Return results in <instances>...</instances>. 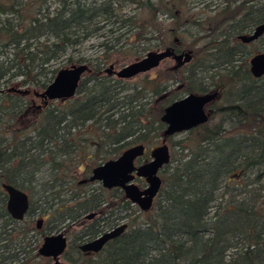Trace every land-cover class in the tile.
<instances>
[{
    "label": "trees",
    "instance_id": "obj_1",
    "mask_svg": "<svg viewBox=\"0 0 264 264\" xmlns=\"http://www.w3.org/2000/svg\"><path fill=\"white\" fill-rule=\"evenodd\" d=\"M194 1L0 0V264H50L39 247L66 223L69 236L71 227H79L77 244L70 245L79 258L63 255L72 264H264V76L254 78L247 61L238 63L244 55L238 36L263 23L264 0H224L210 17L193 20L215 36L205 50L214 63L178 71L189 69V77L170 73L168 80L179 83L173 90L156 77L127 87L100 74L117 45L111 42L124 36H117L119 30L136 31L145 43L132 50L134 57L165 48L167 35H182L181 18ZM170 18L173 28L165 22ZM102 23L109 28L106 54L89 63L76 96L36 105L33 91L47 88L60 62L89 61L75 54ZM257 41L264 48V34ZM194 51L198 56L201 50ZM203 72L208 74L199 77ZM20 86L30 92H17ZM215 90L220 96L214 105L221 104L207 123L167 137L171 161L160 173L163 184L150 211H141L120 188L87 190L76 183L85 157L97 166L118 157L133 139L147 146L164 132L161 116L169 104ZM3 183L29 194L22 221L9 214ZM92 212L98 216L88 220ZM37 214L50 219L41 230L34 226ZM125 219L128 228L100 252L80 249Z\"/></svg>",
    "mask_w": 264,
    "mask_h": 264
},
{
    "label": "water",
    "instance_id": "obj_2",
    "mask_svg": "<svg viewBox=\"0 0 264 264\" xmlns=\"http://www.w3.org/2000/svg\"><path fill=\"white\" fill-rule=\"evenodd\" d=\"M263 34L264 21L257 25L252 32L240 34L238 39L249 44L259 40ZM174 42V46L150 50L141 59L132 61L120 69H116L115 64H111L107 70L119 79H131L159 68L162 62L168 58H173L176 61L173 68L178 69L193 60L194 50L185 49L182 52H177L176 44L180 42V39L176 37ZM250 67L255 78L264 76V52L252 55ZM87 72H91L90 65L87 63L71 64L61 68L46 89L34 90L33 94L42 100L43 105H48L56 100H69L76 96ZM16 91L19 93L30 92L29 89H16ZM218 97V90L207 93L191 92L173 101L165 108L161 116V120L166 124L162 144L149 149V161L138 163V160L145 156L148 149L143 143L133 145L125 149L118 157L94 167L89 178L90 182L98 181L106 189L120 188L124 191L126 198L136 204L141 211H150L163 184L160 173L164 166L171 161L167 137L190 131L207 123L212 113V109L207 107L214 103ZM136 178L144 179L146 186L142 188L138 185ZM3 188L8 194L7 210L9 214L15 220L22 221L30 208L29 194L9 183H3ZM97 215V212H92L86 218L90 219ZM43 225L44 219L40 218L37 221V228L42 229ZM127 228L128 223H122L93 240L81 244L80 249L84 253H98L110 240L120 236ZM67 249L66 230H60L43 238L39 254L46 258H52L53 264H72L62 259Z\"/></svg>",
    "mask_w": 264,
    "mask_h": 264
},
{
    "label": "rangeland",
    "instance_id": "obj_3",
    "mask_svg": "<svg viewBox=\"0 0 264 264\" xmlns=\"http://www.w3.org/2000/svg\"><path fill=\"white\" fill-rule=\"evenodd\" d=\"M223 1L224 0H195L193 2V4L190 6L189 12H187L186 14H183V17L181 18V21L184 23L182 25V28H181V31H182L181 34L182 35L179 34V37L173 36L171 34L167 35L166 42L169 44V46H174V41H175V38L177 37V38H180L179 45L181 46V48L201 50L198 56L195 55L193 63H191V64L196 65L199 62V64H197V65H202L203 63H206L207 66H209V65H212L214 63V61L211 62V61L207 60V55L205 54V50L207 48L211 47V43L213 42V39L215 38V36H212V30L209 27H205V26L203 28H202V26L198 27L197 25L193 24V20H199L201 18L204 19L206 16L213 15V12H215L218 8L220 9L222 6L225 5V3ZM163 20H165V19H163ZM165 22H166V25L168 28H173L172 26H173V23L175 22V20L170 18L168 20H165ZM103 23H102V25L104 26V28H102V30H100L99 32H96V34H94L93 36H91L87 40H85L84 43L82 44V46H80L78 48V52L75 54L76 59L77 58H84L85 61L89 60L88 62H86L87 64H89L90 62L91 63L97 62L94 60H97L100 57L105 56L104 55V54H106L105 53V46L103 45L105 38L103 36H105V34L109 30V28H108V26H106ZM252 31H253V29L246 32V33H250ZM121 32H122V34H124L123 37L120 36L121 40L118 42H116L115 40L111 42V44H113V45L117 44V45L115 46L114 49H112V51L109 52L110 58L105 63V69H109L111 64H115L116 69H120L121 67H123L124 65H126L132 61L141 59L147 53V52H145L138 57H134L131 53L132 50H136V49L142 47L145 43L139 39L138 35L133 34L136 31L131 32L130 30L123 28L117 32L118 33L117 36H119ZM130 36L133 37V39L131 41L129 40ZM257 42L258 41L252 42L253 44L250 43L247 46H243L244 55H242V64H241V62H238L239 65H245L246 61L249 64L250 58L252 57L253 54L258 53V52H264V48L262 46V43L261 42L257 43ZM131 47H133V48L130 49ZM156 49H160V48L154 46V48L151 50H156ZM173 64H174L173 61L167 60L159 68L152 70L148 73L138 75L134 78L123 80V82L121 84L126 85L127 87H133L136 84L141 83V82L143 84H145L147 79H152V78L156 77V78H158V85H160V84L170 85L168 87L167 91L170 89L173 90V88L177 87L179 85V83H176V82L173 83L172 81H169L167 78V74H165V72H167V69L169 67H171ZM191 64L189 65L190 67H192ZM70 65L71 64L67 63L66 60H63L62 62L59 63L58 66H60V68H64V67H68ZM189 71H190L189 69H186L183 73L184 76L189 77V75H190ZM197 74L199 75V77H203V76H206L208 74V72L197 73ZM86 77L87 76L85 75L83 80ZM198 81L200 82L201 78H199ZM18 88L25 89L26 87L20 86ZM167 91H162V94L167 93ZM158 98H159V95H158ZM32 99L34 100L36 105H43L42 100L40 98L33 97ZM167 101H169V99H166V98L158 101V112H159V107H161L162 103L166 104ZM58 102L59 101L56 100V101L50 102V104L54 105V104H58ZM220 104H221V102H218L215 104V106H218ZM180 137H181V135H178L175 137V139H179ZM127 140L131 141L132 138L129 137ZM133 140H132V142L127 144V145H129V147L136 145V144H139L138 142H134ZM162 140H163V132H159L158 137H155V135H153V138L150 140V143H148L147 146L149 147V149H151L157 145H161ZM167 142L170 146V149L172 150V145H171L170 141H167ZM127 145H126V147H127ZM83 161H84V166H83L84 168L77 175V180H76L77 184L79 183V181L84 180L86 178V176L89 175L90 170L95 167V162L93 159H89V158L87 159V157H85ZM87 162L88 163L93 162L89 169L87 168L88 167V164H86ZM136 182L142 188L146 186V183L143 184V183L139 182L138 180H136ZM98 185H99L98 183H92L89 185L87 184L85 189L90 190V189L96 188ZM39 206L44 208L46 205L44 203H42ZM135 209L137 210V208H134V210ZM138 213L139 212H137L136 214H138ZM40 218L45 219L44 227L47 225L48 221H50V219H48L47 216L37 214L35 217L34 226L37 227V221ZM125 222L128 223V220H126V219L123 220L121 222V224L125 223ZM51 224H54V223H51ZM66 224L61 226L60 230H64ZM78 228L79 227H76V226L71 227L70 228L71 235L70 236H69V234H67V235L70 238H73L74 233L78 230ZM55 232H57V231H55ZM55 232H53V233H55ZM67 251H68L69 258H72V259H78L79 258V252L76 250L73 251L70 248V246L68 247ZM62 259L64 261L68 262V260L64 256L62 257ZM50 264H53L52 259H50Z\"/></svg>",
    "mask_w": 264,
    "mask_h": 264
},
{
    "label": "flooded vegetation",
    "instance_id": "obj_4",
    "mask_svg": "<svg viewBox=\"0 0 264 264\" xmlns=\"http://www.w3.org/2000/svg\"><path fill=\"white\" fill-rule=\"evenodd\" d=\"M239 40V39H238ZM240 41V40H239ZM175 43V42H174ZM250 44V43H249ZM249 44H245V43H243L242 42V44H241V46H247V45H249ZM175 45V44H174ZM185 49L184 48H181V46L179 45V43H177L176 44V51L177 52H182V51H184ZM194 58H195V54H194ZM194 58H193V60H194ZM251 59V58H250ZM167 60H171V61H173L174 62V64L171 66V67H169L168 69H167V71H170V69H171V71L173 70L174 72H165V74H167V76L168 75H170V73H172V75H178L179 73H184V72H178V71H180L182 68H184L185 66H187V65H190L191 63H193V60L190 62V63H188V64H185V65H183L182 67H180V68H178V69H174L173 67L176 65V61L173 59V58H168V59H166V60H164L163 62H162V64L165 62V61H167ZM161 64V65H162ZM160 65V66H161ZM249 66H250V61H249ZM249 71L251 72V67H250V69H249ZM243 72V71H242ZM88 73V72H87ZM86 73V74H87ZM85 74V75H86ZM100 74H103L104 76H108V77H113L114 79H119L117 76H115L114 74H111L110 72H109V70H107V69H105L103 72H100ZM251 74H252V72H251ZM253 75V74H252ZM254 77V76H253ZM255 78V77H254ZM119 80H124V79H119ZM83 81V80H82ZM173 83H174V81H172ZM176 83H178V82H176ZM176 88V87H175ZM219 91V90H218ZM219 96H220V94H219ZM37 98V97H36ZM219 98V97H218ZM217 101V100H216ZM215 103V102H214ZM214 103H212V104H210L207 108L208 109H212V113H211V116H210V119L212 118V116L215 114V112H216V107H215V105H214ZM209 119V120H210ZM147 151H146V154H145V156L148 154V157H146L145 158V156L141 159V160H138V163H141V162H146V161H149L150 160V150H149V148L147 147ZM171 151V150H170ZM91 173H92V171L90 172V174L88 175V176H86V178L84 179V180H82V181H80V184H82V185H87V184H89V183H98V184H101L100 182H90V180H89V178H90V176H91ZM85 180H87V181H85ZM136 180H138L139 182H141V183H143V184H145V181H144V179H141V178H136ZM137 183V182H136ZM138 184V183H137ZM139 185V184H138ZM96 217V216H95ZM95 217H93V218H88L89 220H92V219H94ZM44 221H45V219H44ZM38 230H40V229H38ZM67 238H68V247L72 244V243H75V244H77V242L75 241V239H73V238H70L68 235H67ZM94 239V238H93ZM93 239H89V240H87V241H90V240H93ZM87 241H85V242H87ZM85 242H83V243H85ZM80 246H81V244H80ZM79 246V247H80ZM50 259H52V258H50ZM53 260V259H52Z\"/></svg>",
    "mask_w": 264,
    "mask_h": 264
},
{
    "label": "bare ground",
    "instance_id": "obj_5",
    "mask_svg": "<svg viewBox=\"0 0 264 264\" xmlns=\"http://www.w3.org/2000/svg\"><path fill=\"white\" fill-rule=\"evenodd\" d=\"M232 32V31H231ZM231 103V102H230ZM230 103H229V105H230Z\"/></svg>",
    "mask_w": 264,
    "mask_h": 264
}]
</instances>
